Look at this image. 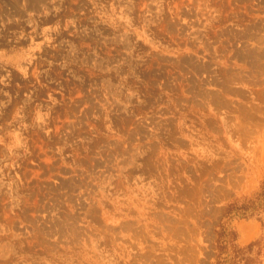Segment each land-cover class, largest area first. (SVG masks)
I'll list each match as a JSON object with an SVG mask.
<instances>
[{
    "label": "rangeland",
    "instance_id": "374dc122",
    "mask_svg": "<svg viewBox=\"0 0 264 264\" xmlns=\"http://www.w3.org/2000/svg\"><path fill=\"white\" fill-rule=\"evenodd\" d=\"M263 178L264 0H0V264H264Z\"/></svg>",
    "mask_w": 264,
    "mask_h": 264
},
{
    "label": "trees",
    "instance_id": "16d2710c",
    "mask_svg": "<svg viewBox=\"0 0 264 264\" xmlns=\"http://www.w3.org/2000/svg\"><path fill=\"white\" fill-rule=\"evenodd\" d=\"M261 215L264 216V178L250 198L228 203L223 210L222 217H256L261 220ZM235 239L234 231H227L222 223L218 224L213 264H258L261 254L258 241L239 246L235 243Z\"/></svg>",
    "mask_w": 264,
    "mask_h": 264
}]
</instances>
